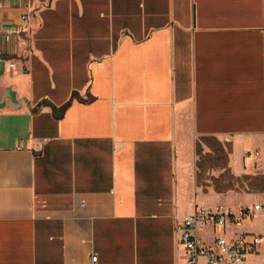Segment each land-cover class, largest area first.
Returning <instances> with one entry per match:
<instances>
[{"label": "crops", "instance_id": "obj_1", "mask_svg": "<svg viewBox=\"0 0 264 264\" xmlns=\"http://www.w3.org/2000/svg\"><path fill=\"white\" fill-rule=\"evenodd\" d=\"M251 167L264 0H0V264H186L196 206L264 203L237 191Z\"/></svg>", "mask_w": 264, "mask_h": 264}, {"label": "built area", "instance_id": "obj_2", "mask_svg": "<svg viewBox=\"0 0 264 264\" xmlns=\"http://www.w3.org/2000/svg\"><path fill=\"white\" fill-rule=\"evenodd\" d=\"M23 25L8 32L7 39L15 33L22 35L28 30V18ZM263 221L264 203L252 206L216 209L196 206L192 214L184 217L178 226V240L186 252V264H245L251 257L264 256V231L247 232L246 224ZM212 229L213 244L201 241L198 232ZM97 261V256H92Z\"/></svg>", "mask_w": 264, "mask_h": 264}, {"label": "rangeland", "instance_id": "obj_3", "mask_svg": "<svg viewBox=\"0 0 264 264\" xmlns=\"http://www.w3.org/2000/svg\"><path fill=\"white\" fill-rule=\"evenodd\" d=\"M210 149L212 150L211 153H208L207 156V166L209 167V169H213V170H222L225 167V163H226V151L222 150V148L219 147V144H210L209 145ZM197 149L198 152H204L206 151L203 143H201L200 140L197 141ZM239 168L241 169V165L239 166ZM214 171H209V173H207V179H206V184L205 185H210L208 180H212L213 181H220L219 179H216L214 173ZM244 175H240V180H239V188L237 191H239L241 197L243 196V193L246 192L248 193L249 191H251V194H261L264 193V170L261 169H254L253 167H251L250 169L248 168V170L245 171V173H243ZM223 178L226 177V175L222 176ZM247 197L248 199L243 201V204L245 205H251L254 203L256 196H247L244 195L242 198ZM239 200L236 199H229V200H224V205H229V206H235L238 205ZM256 228H258L256 226ZM250 264H264V259L262 257H258L257 259H255L253 262H251Z\"/></svg>", "mask_w": 264, "mask_h": 264}, {"label": "trees", "instance_id": "obj_4", "mask_svg": "<svg viewBox=\"0 0 264 264\" xmlns=\"http://www.w3.org/2000/svg\"><path fill=\"white\" fill-rule=\"evenodd\" d=\"M55 112H56V110H55Z\"/></svg>", "mask_w": 264, "mask_h": 264}]
</instances>
